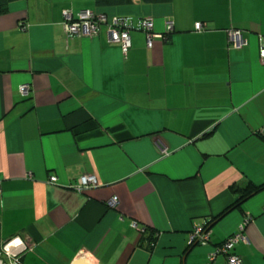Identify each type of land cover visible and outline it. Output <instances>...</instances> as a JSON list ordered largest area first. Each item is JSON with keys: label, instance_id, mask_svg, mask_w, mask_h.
Segmentation results:
<instances>
[{"label": "crops", "instance_id": "0c3cea01", "mask_svg": "<svg viewBox=\"0 0 264 264\" xmlns=\"http://www.w3.org/2000/svg\"><path fill=\"white\" fill-rule=\"evenodd\" d=\"M82 10L125 19L127 52L106 27L67 42L63 13ZM261 35L264 0H12L0 16V242L27 237L23 264H207L243 226L235 253L264 264V191L212 224L209 245L189 244L264 185ZM86 175L98 186L79 192Z\"/></svg>", "mask_w": 264, "mask_h": 264}, {"label": "built area", "instance_id": "2783aa9c", "mask_svg": "<svg viewBox=\"0 0 264 264\" xmlns=\"http://www.w3.org/2000/svg\"><path fill=\"white\" fill-rule=\"evenodd\" d=\"M63 16V31L67 42L75 36L81 39L91 40L99 34L103 27H106L111 43L121 45L125 53L130 47V29L126 20L123 18H110L103 13L91 10H82L76 15L71 11H65ZM166 26L167 33L160 37L165 38V35L173 31V23L171 21H168ZM20 27L23 31L27 29L25 23H21ZM141 29L146 34L148 47L153 48L154 39L157 37L154 33V21L150 19L144 20L141 24ZM195 29L199 32L203 31L204 25L199 23L196 25ZM246 45L247 41L241 31L233 30L229 32V47L231 49L240 50ZM259 55L261 59H264V36L262 35L260 37ZM30 92V85H22L20 87V93L22 95L27 96ZM57 182L58 179L56 177L50 178V184H56ZM96 186H98L96 177L86 175L79 179L76 189L79 192H84ZM117 203V198H114L108 203V206L115 207ZM134 227L137 228V225H134ZM243 228L242 226L239 233L229 237L220 247L216 248L209 256L207 264H215L220 256L225 258L226 264H242L240 257L235 253V248L240 242H246L242 234ZM209 239L208 233L203 228L199 227L195 228L192 232L189 244L190 246H207L210 243ZM33 249L34 247L29 244L27 237L21 235L15 236L7 241L1 242L0 261L3 264H23V256L28 252H32Z\"/></svg>", "mask_w": 264, "mask_h": 264}, {"label": "trees", "instance_id": "16d2710c", "mask_svg": "<svg viewBox=\"0 0 264 264\" xmlns=\"http://www.w3.org/2000/svg\"><path fill=\"white\" fill-rule=\"evenodd\" d=\"M11 1L12 0H0V16L6 14L8 12V6H9ZM142 1L144 3H147V4H158V3L170 2L171 0H142ZM133 2H134V0H96L97 5L100 7H109V6H116V5H129V4H132ZM261 140L264 142V137L261 136ZM263 191H264V185L257 187V188H254L250 195L242 197L234 205H232L231 207L226 209L221 215H219L218 217L209 221L208 224L204 227V230L207 231V229L212 224H214L215 222L220 220V218H222L225 214H227L231 209H234V208L240 206L241 204H243V202L246 201V198L251 197V195H253V194H257V193H260ZM145 232H147V230ZM143 234H145V233H143ZM144 239L148 240L149 245L146 246V248L149 252H151L153 247H154L155 241H156V237L154 236V233H149L148 236H146V237H145V235H142L141 246H143V240Z\"/></svg>", "mask_w": 264, "mask_h": 264}, {"label": "water", "instance_id": "95a60500", "mask_svg": "<svg viewBox=\"0 0 264 264\" xmlns=\"http://www.w3.org/2000/svg\"><path fill=\"white\" fill-rule=\"evenodd\" d=\"M0 244H1V242H0ZM0 264H3V263H1V261H0ZM72 264H85V263L83 261H81V260H78V261H75Z\"/></svg>", "mask_w": 264, "mask_h": 264}]
</instances>
